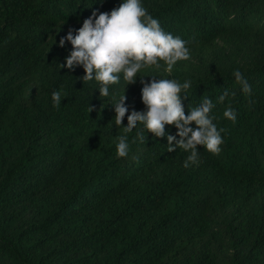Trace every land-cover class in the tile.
Segmentation results:
<instances>
[{"label":"trees","instance_id":"1","mask_svg":"<svg viewBox=\"0 0 264 264\" xmlns=\"http://www.w3.org/2000/svg\"><path fill=\"white\" fill-rule=\"evenodd\" d=\"M122 2L0 0V264H264V0H141L190 59L142 68L133 84L121 73L103 97L82 65L60 68L73 48L59 41ZM153 77L191 81L185 115L212 100L218 155L198 145L188 161L175 140L168 152L174 125L160 138L140 123L126 131Z\"/></svg>","mask_w":264,"mask_h":264},{"label":"clouds","instance_id":"2","mask_svg":"<svg viewBox=\"0 0 264 264\" xmlns=\"http://www.w3.org/2000/svg\"><path fill=\"white\" fill-rule=\"evenodd\" d=\"M65 40L70 41L73 50L66 58L67 67L74 70L82 65L85 75L83 81L95 80L99 82L100 96H109V86L118 84L120 74H123L127 84L136 82L138 72L145 67L160 66V61L166 65L165 71L171 73L173 66L180 60L190 59V50L187 42L180 37H173L166 33L157 19L147 13L141 0H123L118 8L110 13L97 14L96 11L84 19L82 27L76 30V35L70 30L66 37L61 38L59 45L64 46ZM236 80L241 83L242 90L251 94V86L243 79L239 70L234 71ZM143 83L142 102L146 106L145 112L132 111L127 116L126 131L131 132L137 124H143L147 133H152L155 138L164 137L165 125H174L178 129L176 135H167L168 152H175L172 142L176 141V147L190 151L188 161L195 162L198 155V145H202L208 152L218 155L223 143L221 133L224 129L217 128L210 115L215 107L212 100L204 97L201 104L189 109L185 115L182 99L191 87V81L180 83L175 79H156L151 83ZM229 95L227 90L218 98L223 103ZM235 95V93H232ZM54 107L61 103V92L52 93ZM126 96L123 95L118 102L112 104L115 108V122L122 125L128 109L124 106ZM90 107V112L92 111ZM224 116L230 120H236V112L231 107L224 111ZM195 123V130L188 127ZM179 136V140H176ZM141 142L147 140L143 131L137 133ZM117 156L128 155L129 144L126 136L118 137ZM184 167H188L186 161Z\"/></svg>","mask_w":264,"mask_h":264}]
</instances>
